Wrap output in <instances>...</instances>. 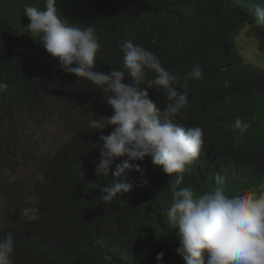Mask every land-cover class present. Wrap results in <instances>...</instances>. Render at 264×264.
<instances>
[{"label": "trees", "instance_id": "trees-1", "mask_svg": "<svg viewBox=\"0 0 264 264\" xmlns=\"http://www.w3.org/2000/svg\"><path fill=\"white\" fill-rule=\"evenodd\" d=\"M256 4L264 6V0H57L58 9L68 20L99 30L103 55L108 58L121 56L119 45L126 39L159 58L161 45L166 41L160 28L168 27L182 37L185 46L196 44L201 59L214 58L220 64L224 61L217 55L233 43L246 25L264 51V25L254 23ZM26 6L44 10L45 0H0V32L24 24L29 19L24 13ZM31 58L26 56L27 60ZM186 63L184 57L178 65L179 72ZM46 64L47 68L30 72L38 75L44 71L49 76L46 82L56 84L68 97L69 92L76 94L81 105L102 107L104 93L96 90L94 84L68 87L58 71V59L52 65L48 61ZM128 79L131 82L130 76ZM43 80L39 77L35 84L44 86ZM27 84L32 85V81ZM22 87L19 84L7 92L19 105L27 92ZM205 93L188 94V104L182 109L196 115V120L190 122L203 129L204 144L199 158L183 174L179 188L203 194L211 190L219 173L226 178L230 192L264 190L263 71L245 64L236 55L224 64L217 80L205 87ZM18 118L14 115L9 124L12 129L19 128L22 138L25 125ZM237 118L249 124L243 134L233 126ZM111 131L112 126L102 132L89 130L76 141V153L59 149L51 157L40 159V178L33 183L39 193L37 220L22 219L26 206L19 201L6 215L0 214V239L7 232L13 233L15 264H158L156 257L160 252L164 253L162 264L168 261L172 240L177 236L168 223L166 209L174 197L177 174L164 173L145 157L135 163L143 169L147 183L141 184L140 173L126 170L125 178L133 189L117 194L111 203L103 201L100 188L113 183L111 172L127 158H115L109 176H97L96 164L101 155L98 136ZM9 138L17 136L11 132ZM71 146L73 142L63 148ZM7 147V140L1 136L0 157ZM50 207L66 213L59 219ZM171 264L185 262L179 256Z\"/></svg>", "mask_w": 264, "mask_h": 264}, {"label": "clouds", "instance_id": "clouds-1", "mask_svg": "<svg viewBox=\"0 0 264 264\" xmlns=\"http://www.w3.org/2000/svg\"><path fill=\"white\" fill-rule=\"evenodd\" d=\"M251 1L245 0V3ZM24 13L29 18L24 24L0 32V122H4L0 125V130H4L0 137L8 143L0 157V167L8 166L5 157L13 153L26 136L29 145L34 134L29 131V125L49 115H58L60 136L54 138L53 149L38 157V179L40 159L51 157L59 149L76 153V141L87 131L102 132L112 126L109 134L98 136L101 155L96 164L97 176H109L115 158H127L117 163L111 172L113 183L100 188L103 201L111 203L117 199V194L133 189V184L125 178L126 170L140 173L141 184H146L143 169L135 161L149 157L164 173L177 174L174 197L166 216L178 239L175 251L185 264H264V190L230 192L226 178L219 173L211 190L203 194L179 188L183 174L199 158L204 144L203 129L190 122L196 120V115L182 110L188 104V94H206L205 87L217 80L224 64L236 55H240L245 64L260 67L264 73V65L248 61L241 50L248 37L257 46L258 53H264L251 34L250 26L239 31L233 43L217 55L224 64L214 58L201 59L196 44L185 46L182 37L170 32L168 27L160 28L166 41L161 45L159 58L142 45L126 39L119 45L121 56L113 59L103 55L99 30L68 20L58 9L57 0H45L44 10L26 6ZM254 14L255 25H264V6L256 4ZM173 30L177 31V27ZM27 55L32 58L27 60ZM184 57L187 63L179 72L178 65ZM57 59L61 69L58 71L68 87L89 82L104 93L101 108L90 103L81 105L74 93L69 92L71 97H68L56 84L45 81L49 76L44 71L38 75L30 72L45 69L47 61L52 65ZM39 77L44 79V86L35 84ZM29 80L32 85L27 84ZM19 84L27 90L20 105L7 96V92ZM14 115H19V122L25 125L22 138L19 128H10L9 121ZM233 126L243 134L249 124L237 118ZM11 132L16 134V139L9 138ZM70 142L73 146L63 148ZM26 194V203L34 199L35 204L25 205L18 200L26 206L21 217L25 222L35 221L39 218V193L33 186ZM51 209L59 219L66 213L57 207ZM14 256L13 233L7 232L0 239V264H15ZM163 256V252L157 254L158 264H162Z\"/></svg>", "mask_w": 264, "mask_h": 264}, {"label": "rangeland", "instance_id": "rangeland-1", "mask_svg": "<svg viewBox=\"0 0 264 264\" xmlns=\"http://www.w3.org/2000/svg\"><path fill=\"white\" fill-rule=\"evenodd\" d=\"M241 45L242 53L248 61L253 63H262L264 65V53H258L255 43L246 37ZM52 97V94H50ZM58 115H49L46 119H41L37 123L29 125V131H34L33 137L27 146V136L18 148L6 158L8 166L4 169L0 167V181L3 186L0 187V213L6 215L15 201H23L25 205H34V199L26 203L28 195L26 192L33 187L32 181L38 177L37 159L45 155L55 146L54 138L60 136L58 132ZM4 122H0L2 125ZM4 130H0L3 133ZM33 207V206H32ZM0 215V222H1ZM178 247V239L175 237L171 243V255L164 264H171L179 255L175 249Z\"/></svg>", "mask_w": 264, "mask_h": 264}]
</instances>
